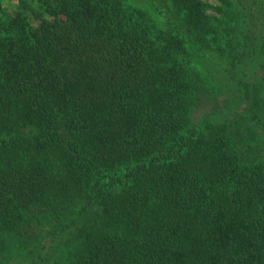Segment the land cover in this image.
<instances>
[{
  "label": "trees",
  "instance_id": "obj_1",
  "mask_svg": "<svg viewBox=\"0 0 264 264\" xmlns=\"http://www.w3.org/2000/svg\"><path fill=\"white\" fill-rule=\"evenodd\" d=\"M1 1L0 264H264V0Z\"/></svg>",
  "mask_w": 264,
  "mask_h": 264
},
{
  "label": "rangeland",
  "instance_id": "obj_2",
  "mask_svg": "<svg viewBox=\"0 0 264 264\" xmlns=\"http://www.w3.org/2000/svg\"><path fill=\"white\" fill-rule=\"evenodd\" d=\"M4 1V4L6 5V6H9L10 8V10L12 11V12H16V10L18 9L17 8V3H18V0H3ZM204 1H206V2H208L209 4H211V5H217L218 3H219V1L218 0H204ZM211 11V10H210ZM0 12H2V13H5V12H7V10H6V7L3 5V3H2V1L0 0ZM12 14V13H11Z\"/></svg>",
  "mask_w": 264,
  "mask_h": 264
}]
</instances>
